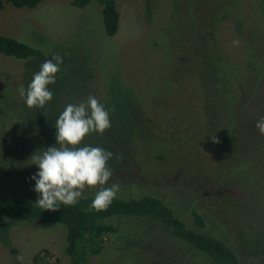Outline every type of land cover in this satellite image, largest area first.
I'll return each instance as SVG.
<instances>
[{
  "label": "rangeland",
  "instance_id": "374dc122",
  "mask_svg": "<svg viewBox=\"0 0 264 264\" xmlns=\"http://www.w3.org/2000/svg\"><path fill=\"white\" fill-rule=\"evenodd\" d=\"M71 1L0 10V34L63 59L51 101L29 108L18 88L41 65L0 54V202L37 201L31 155L55 145L68 104L92 95L111 126L83 145L114 154L108 186L124 194L130 185L155 188L187 223L197 200L206 235L245 264H264V135L255 127L264 117V0H115L114 37L104 32L101 6ZM117 223L86 264H212L156 223ZM65 248L61 225L0 219V264H71Z\"/></svg>",
  "mask_w": 264,
  "mask_h": 264
},
{
  "label": "trees",
  "instance_id": "16d2710c",
  "mask_svg": "<svg viewBox=\"0 0 264 264\" xmlns=\"http://www.w3.org/2000/svg\"><path fill=\"white\" fill-rule=\"evenodd\" d=\"M41 2L42 0H0V10L5 5L18 9H33ZM92 2L102 8L106 36L117 35L120 30V14L115 0H72L71 5L83 8ZM0 54L20 61L33 60L40 65L50 59L44 51L2 34ZM183 133L180 132L179 135L186 140ZM133 186H127L125 189L121 185L126 193H122L119 188L116 199L105 211H95L91 208L95 192L84 195L75 205H61L57 211L44 210L36 201L11 198L7 203L0 202V219L49 222L63 226L66 231L65 253L71 264H86L89 259L99 255L104 248V237L118 231V219L123 217L156 223L163 233L180 240L196 252L203 253L212 264H245L246 260H249L225 241L206 235L210 234V231L206 228L204 216L199 212V201L188 204L191 221L187 223L183 217L185 213L176 212L167 195L159 193L155 188H137L135 191L131 189ZM215 197L217 198V194Z\"/></svg>",
  "mask_w": 264,
  "mask_h": 264
},
{
  "label": "clouds",
  "instance_id": "9594fccd",
  "mask_svg": "<svg viewBox=\"0 0 264 264\" xmlns=\"http://www.w3.org/2000/svg\"><path fill=\"white\" fill-rule=\"evenodd\" d=\"M62 63L61 56L52 55L41 64L27 89L23 85L18 88L27 107L44 108L51 101L53 92L49 85L55 84ZM110 126L109 112L92 95L64 108L55 122V145L37 150L30 157L39 169L30 177L35 181L39 207L57 211L61 205L77 204L85 190L96 189L91 208L107 210L120 188L118 184L108 186L113 174L108 162L114 154L99 146L83 145V142L92 133L102 135ZM255 127L264 135V117ZM217 142L213 137V143Z\"/></svg>",
  "mask_w": 264,
  "mask_h": 264
}]
</instances>
